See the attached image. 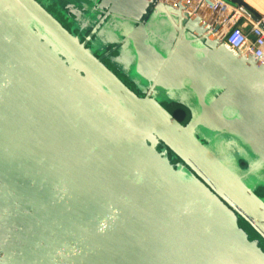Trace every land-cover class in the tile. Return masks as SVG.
<instances>
[{"label": "water", "instance_id": "95a60500", "mask_svg": "<svg viewBox=\"0 0 264 264\" xmlns=\"http://www.w3.org/2000/svg\"><path fill=\"white\" fill-rule=\"evenodd\" d=\"M190 1L80 0L75 33L0 0V264H264V63ZM118 47L136 89L104 61Z\"/></svg>", "mask_w": 264, "mask_h": 264}, {"label": "built area", "instance_id": "2783aa9c", "mask_svg": "<svg viewBox=\"0 0 264 264\" xmlns=\"http://www.w3.org/2000/svg\"><path fill=\"white\" fill-rule=\"evenodd\" d=\"M188 11L204 18L228 48L241 55L250 53L264 63V16L254 17L227 0H191Z\"/></svg>", "mask_w": 264, "mask_h": 264}, {"label": "rangeland", "instance_id": "374dc122", "mask_svg": "<svg viewBox=\"0 0 264 264\" xmlns=\"http://www.w3.org/2000/svg\"><path fill=\"white\" fill-rule=\"evenodd\" d=\"M44 3V5L46 6V8L48 10H50L56 17H58V19L60 21H62V23L68 27L69 29H71L73 32L78 33L79 28L77 27L78 24V20H80L81 18H85V15H82L75 18L77 19L76 22L71 20L70 17H75V13L79 12L80 10L83 11V9L86 7V5H83V3H80V0H68L73 2L74 4L69 5L67 4V2L65 0H40ZM83 5V6H82ZM79 26V24H78ZM81 26V25H80ZM121 26H128L126 25V23L113 19L111 22H109V24L104 28V34L105 35H111L113 34L112 32H115L117 30L120 29ZM103 38V37H102ZM150 40L154 43H156L158 41V35L156 33V31L154 29H150ZM91 49L95 52V54L102 56L103 54H105V52L107 51L108 47L114 44H108L106 46H103L100 44V42H96V41H91L89 43ZM107 53V52H106ZM113 56L117 57V60H114L108 56L104 57V61L105 63L112 68L117 74H119V76L121 78H123V80L125 82H127V84H129L133 89L135 88V81H134V72L131 68H129L126 64V60H125V56L127 55V53H125L122 48L120 49V47L116 48L114 50V52H112ZM163 104L166 108L172 107L170 105H177V106H181L183 108L186 109L187 111V115L185 116L184 119L188 118V115L190 116L191 112H192V107H190L187 103H179L176 101H173L171 103H168L166 101H163ZM173 105V106H174ZM180 116V115H179ZM210 144V143H209ZM211 145V144H210ZM212 148H214L215 152L218 153L227 163H229L232 168H234L236 171L240 172V167L245 164L246 165V161H244L245 159L242 157H238V155L233 151V149L237 147L240 148L242 147V145L238 144V143H226V146L223 144L222 141L218 142H214L212 143ZM234 147V148H233ZM243 148V147H242ZM237 156V158H236ZM242 158V159H241ZM239 160V166L238 164H235V162ZM256 191L264 196V190L262 187H257Z\"/></svg>", "mask_w": 264, "mask_h": 264}, {"label": "crops", "instance_id": "0c3cea01", "mask_svg": "<svg viewBox=\"0 0 264 264\" xmlns=\"http://www.w3.org/2000/svg\"><path fill=\"white\" fill-rule=\"evenodd\" d=\"M230 3H238L254 17L264 16V0H227Z\"/></svg>", "mask_w": 264, "mask_h": 264}, {"label": "flooded vegetation", "instance_id": "af4514ba", "mask_svg": "<svg viewBox=\"0 0 264 264\" xmlns=\"http://www.w3.org/2000/svg\"><path fill=\"white\" fill-rule=\"evenodd\" d=\"M109 56H113V54L111 53ZM108 56V57H109ZM174 105V104H173ZM170 105V106H172V107H170V109L169 108H167V109H169V111L175 116V113L177 112V111H179V110H185L186 111V109L185 108H183V107H181V106H177V105ZM186 113H187V111H186ZM188 114V113H187ZM176 117V116H175ZM188 117H189V115H188ZM177 118V117H176ZM180 121V120H179ZM187 121V118L186 119H184V120H181V122H183V123H185ZM171 155H172V153H171ZM174 161H179V159H177V158H175L174 159ZM243 166H245V164L243 165Z\"/></svg>", "mask_w": 264, "mask_h": 264}, {"label": "trees", "instance_id": "16d2710c", "mask_svg": "<svg viewBox=\"0 0 264 264\" xmlns=\"http://www.w3.org/2000/svg\"><path fill=\"white\" fill-rule=\"evenodd\" d=\"M180 115V116H179ZM187 115L185 110H179L175 113V116L177 117L178 120H184L185 116ZM188 119V118H187Z\"/></svg>", "mask_w": 264, "mask_h": 264}]
</instances>
